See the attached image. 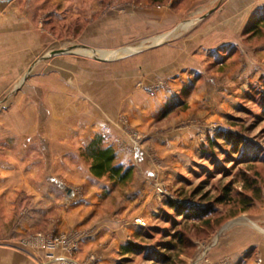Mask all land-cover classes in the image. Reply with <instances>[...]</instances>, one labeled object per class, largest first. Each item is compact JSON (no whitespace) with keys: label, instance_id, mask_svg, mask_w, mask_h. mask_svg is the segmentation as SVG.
<instances>
[{"label":"rangeland","instance_id":"374dc122","mask_svg":"<svg viewBox=\"0 0 264 264\" xmlns=\"http://www.w3.org/2000/svg\"><path fill=\"white\" fill-rule=\"evenodd\" d=\"M230 1L237 0L0 1V40H12L13 48V40H21L20 60L13 62L11 75L0 77V119L7 114L12 97L23 91L35 73L34 64L42 66L53 52L83 53L89 60H97L95 55L112 58L110 64L143 53L118 55L115 51L120 48L161 39L171 44L189 35L196 44L190 50V57L196 59L191 68L181 70V84L172 85V78L158 76L146 84L144 72L130 83L143 92L145 100H154L158 94L164 98L147 112L151 120L143 130L126 115L119 118L124 138L118 148L135 146L138 156L120 161L112 148L115 162L132 168V181L121 186L93 176L91 182L68 186L71 198L66 190L55 189L67 200L66 210L85 197L95 200L98 204L89 215L91 225L83 228L77 223L75 228L58 230L55 221L41 228L38 223L21 236L0 235V245L60 250L73 258L82 238L106 227L122 234H118L119 242V237L114 241L107 264H207V253L224 234L237 228L257 230L254 224L264 230V23L260 24L264 22V2L238 14L237 30L230 33V40H211L209 45L196 35L198 30L203 34L205 23L217 26L207 34L215 39L220 37L218 32H226L224 27L232 29L219 16L208 18ZM255 25L261 28L254 30ZM175 28L171 36L163 37ZM89 36L97 40H89ZM3 50L7 53L8 45ZM150 71L147 75H154ZM81 160L88 168L90 161ZM135 167L141 178L137 184L141 180L142 187L131 193ZM99 189L100 195L95 196ZM170 203L206 210V214L199 219L185 217ZM33 210L35 205L28 203L11 207L17 216ZM19 223L12 221V227ZM5 224L8 222L0 221V228ZM261 230L257 232L264 234ZM47 240L55 246H47ZM130 244L143 251L121 254L122 247ZM87 250L77 263L99 264L103 246L93 242Z\"/></svg>","mask_w":264,"mask_h":264},{"label":"crops","instance_id":"0c3cea01","mask_svg":"<svg viewBox=\"0 0 264 264\" xmlns=\"http://www.w3.org/2000/svg\"><path fill=\"white\" fill-rule=\"evenodd\" d=\"M262 2L237 0L225 3L208 18L219 16L220 21L231 23L232 29L224 27L226 32H218L220 37L215 39L214 35L207 34L217 26L205 23L203 34L198 30L196 35L208 40L209 45L213 44L211 40H230V33L234 35L237 30L235 20L238 14L248 11L247 6ZM216 12L221 13L216 15ZM221 35L226 36L223 39ZM89 40L97 39L89 36ZM13 41L15 48L12 40L8 43L0 40V77L11 75L15 62L20 60L21 40ZM4 45H8L7 53L3 50ZM195 45L189 35L178 42L162 43L139 52L142 54L138 56L110 64L111 59L89 60L83 58V53L53 54L42 66L34 62L35 73L27 80L23 91L12 97L10 108L4 112L7 114H2L0 119V206H3L0 221L8 222L0 228V235L21 236L38 223L39 228L47 226L48 221L57 222L58 230L75 228L72 226L77 223L83 228L91 225L89 215L98 203L85 197L82 203L66 210L63 205L67 200H63L55 189L66 190L67 198H71L68 186L91 182L93 175L81 157L84 148L96 135L104 137L107 145L115 148L120 161L131 155L138 156L135 146H120L119 150L118 144L124 138L123 122L119 118L126 115L133 125L142 126L143 130L146 122L151 120L147 112L164 98L158 94L154 100H145L143 92L134 90L130 83L138 79L141 72L145 73L143 82L146 84L153 76L169 81L172 78V85L179 83L181 70L191 68L196 59L194 55L190 57V50L195 49ZM152 56L156 60L151 59ZM149 71L154 75L148 76ZM135 170L137 175L129 188L131 193L142 187L141 180L137 184L141 179L138 168ZM101 190H97L95 196L100 195ZM27 203L35 205V210L24 216L11 211L15 204L24 206ZM50 209L54 212L50 213ZM12 221L21 223L12 227ZM254 226L261 230L256 224ZM257 230L237 228L224 234L207 253V264H264V234ZM118 234L116 229L106 227L89 232L80 241L79 252L73 258L60 250L0 245V264H58L67 261L66 264H78L93 242L103 246V251L98 253L99 264H107L114 241L118 237V242L121 240L122 234ZM49 253L51 258H47Z\"/></svg>","mask_w":264,"mask_h":264},{"label":"trees","instance_id":"16d2710c","mask_svg":"<svg viewBox=\"0 0 264 264\" xmlns=\"http://www.w3.org/2000/svg\"><path fill=\"white\" fill-rule=\"evenodd\" d=\"M261 23L264 22H260V24ZM258 27L261 28V26L255 25L253 26V29L255 30ZM253 29H251L252 32ZM82 155L84 159L90 161L89 171L95 178L99 179L105 177L114 185L116 184L121 186L130 183L133 179L132 168L123 167L122 165L115 162L114 149L109 145H104L103 137L100 135H96L92 139V141L82 151ZM170 206L174 211H180L179 214L182 216L184 215L185 217L189 216L191 218L199 219L206 214V210H189L187 207H185V204L170 203ZM177 242L182 243V240L178 238ZM169 245L173 246V244ZM142 251L143 248L130 244L123 246L120 253L133 254ZM159 253L160 252H156V254ZM160 255L164 256L166 259L168 258V256H165V254L161 253Z\"/></svg>","mask_w":264,"mask_h":264},{"label":"water","instance_id":"95a60500","mask_svg":"<svg viewBox=\"0 0 264 264\" xmlns=\"http://www.w3.org/2000/svg\"><path fill=\"white\" fill-rule=\"evenodd\" d=\"M175 30H176V28L174 30H171L167 34H165L163 37L171 36L175 32ZM165 42H166V40L161 39V40H157L156 42L154 41V42H152L149 45H139V46L133 47L131 49H129V48H120V49H118L115 52H118V55H124V54L132 53V52H141V51L149 50V49H151V48H153L155 46H158L159 44L165 43ZM63 53H67V51L59 50L58 52L51 53V55H53V54H63ZM94 57L96 59H99V60H110V59H112V58L105 59V58H102V56H96V55Z\"/></svg>","mask_w":264,"mask_h":264},{"label":"built area","instance_id":"2783aa9c","mask_svg":"<svg viewBox=\"0 0 264 264\" xmlns=\"http://www.w3.org/2000/svg\"><path fill=\"white\" fill-rule=\"evenodd\" d=\"M42 242V241H41ZM42 244H43V242H42ZM46 244H47V246H49L50 248H53L54 246H55V243H53V242H50V241H46ZM63 263V262H62Z\"/></svg>","mask_w":264,"mask_h":264}]
</instances>
